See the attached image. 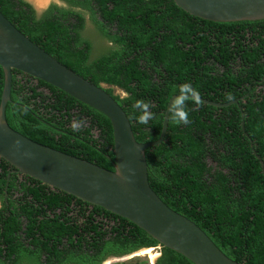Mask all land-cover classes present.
I'll return each mask as SVG.
<instances>
[{
	"label": "trees",
	"instance_id": "16d2710c",
	"mask_svg": "<svg viewBox=\"0 0 264 264\" xmlns=\"http://www.w3.org/2000/svg\"><path fill=\"white\" fill-rule=\"evenodd\" d=\"M66 1L69 8L54 4L42 16L25 0H0V10L60 62L97 85H110L106 90L126 111L140 142L160 137L168 102L186 83L178 77L193 67L187 49L194 47L187 43L207 32H242L245 26L236 27L242 23L258 32L257 23H264L204 19L175 0ZM75 6L90 11L113 43L109 51L91 58L92 43L82 35L85 16ZM4 85L0 65V104ZM112 86L126 94H114ZM138 100L150 105L147 124L138 122ZM186 110L187 124L170 112L164 140L146 149L152 188L226 255L264 264V172L254 152L264 160V104L216 106L192 98ZM109 120L64 90L13 69L6 121L29 138L114 170ZM74 122L80 131H73ZM14 168L0 156V264H101L110 254L149 246L160 249L155 264H195L133 221L26 174L20 178Z\"/></svg>",
	"mask_w": 264,
	"mask_h": 264
},
{
	"label": "water",
	"instance_id": "95a60500",
	"mask_svg": "<svg viewBox=\"0 0 264 264\" xmlns=\"http://www.w3.org/2000/svg\"><path fill=\"white\" fill-rule=\"evenodd\" d=\"M175 2L187 12L212 21L264 19V0ZM0 65L5 72L0 104V156L15 166L16 171L133 221L161 244L195 264H243L226 255L195 221L171 208L149 182L146 149L164 140L170 105L179 94L168 102L160 137L140 142L126 111L106 90V84L97 85L60 62L1 10ZM13 69L42 79L104 113L113 127L115 169L37 142L11 127L6 121V106L11 99ZM194 98L216 106L228 105L197 95ZM243 122V129L250 137ZM254 152L264 172V160L255 149Z\"/></svg>",
	"mask_w": 264,
	"mask_h": 264
},
{
	"label": "flooded vegetation",
	"instance_id": "af4514ba",
	"mask_svg": "<svg viewBox=\"0 0 264 264\" xmlns=\"http://www.w3.org/2000/svg\"><path fill=\"white\" fill-rule=\"evenodd\" d=\"M25 1L32 5L38 15L34 3L29 0ZM63 1L66 3L65 6L52 1L43 13L54 4L66 8L71 6L66 0ZM74 9L78 11L85 10L78 6H75ZM242 26H245L242 32H207L201 36L192 35V38L199 36V39L187 43L188 46L194 47L193 49H187L193 69L190 68V73L179 76L178 78L181 79L179 83L183 81L189 83L191 81L193 89L198 91L196 92L197 96L207 100H211V97H213L215 99L213 101L218 103L264 104V23H257L256 26L260 30L258 32L250 31V28L254 26L252 24L242 23L236 25L237 28ZM229 27L232 26H225V28ZM108 41L113 45L109 39ZM179 42H183V40H179ZM92 53L93 45L91 58L94 59ZM15 170L16 168L12 171ZM19 174L20 178L24 176L20 172ZM0 205L2 206L1 203ZM111 223H114V221H111ZM119 256L110 254L101 264L109 257Z\"/></svg>",
	"mask_w": 264,
	"mask_h": 264
},
{
	"label": "rangeland",
	"instance_id": "374dc122",
	"mask_svg": "<svg viewBox=\"0 0 264 264\" xmlns=\"http://www.w3.org/2000/svg\"><path fill=\"white\" fill-rule=\"evenodd\" d=\"M34 3L38 16H42L44 10H46L49 3L52 1L58 2L61 6H65L66 3L63 0H45L43 4H38L34 0H29ZM85 16V27L82 29V35L88 39L93 45L92 57L96 58L100 54L109 51L113 45L109 43L108 39L104 37L98 29V26L93 18H91V13L89 10H82ZM107 86H110L107 84ZM115 94L124 96L126 93L123 89L118 86H112ZM98 133V130L95 129ZM160 255L158 249L155 247L141 248L130 254H126L119 257H109L105 260L103 264H155L156 259Z\"/></svg>",
	"mask_w": 264,
	"mask_h": 264
},
{
	"label": "clouds",
	"instance_id": "9594fccd",
	"mask_svg": "<svg viewBox=\"0 0 264 264\" xmlns=\"http://www.w3.org/2000/svg\"><path fill=\"white\" fill-rule=\"evenodd\" d=\"M196 96V92L194 91L192 85L190 83H185L179 88V95L173 100L170 105V111L172 112L174 118L177 122H182L187 124L189 122V113L186 110V102ZM134 108L140 110L142 114H140L137 119L140 124H147L149 119L152 117V113L149 111L150 105L148 102L143 100H138L134 104ZM81 124L73 123L72 129L73 131H80Z\"/></svg>",
	"mask_w": 264,
	"mask_h": 264
},
{
	"label": "bare ground",
	"instance_id": "6f19581e",
	"mask_svg": "<svg viewBox=\"0 0 264 264\" xmlns=\"http://www.w3.org/2000/svg\"><path fill=\"white\" fill-rule=\"evenodd\" d=\"M36 3L38 4H43L45 2V0H34Z\"/></svg>",
	"mask_w": 264,
	"mask_h": 264
},
{
	"label": "built area",
	"instance_id": "2783aa9c",
	"mask_svg": "<svg viewBox=\"0 0 264 264\" xmlns=\"http://www.w3.org/2000/svg\"><path fill=\"white\" fill-rule=\"evenodd\" d=\"M157 247H155V249H156ZM158 249V251H159V253H160V249L159 248H157Z\"/></svg>",
	"mask_w": 264,
	"mask_h": 264
}]
</instances>
